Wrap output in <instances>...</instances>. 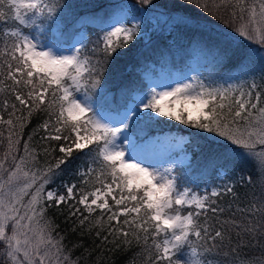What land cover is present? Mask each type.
<instances>
[{
	"label": "snow or ice",
	"instance_id": "6c2138e0",
	"mask_svg": "<svg viewBox=\"0 0 264 264\" xmlns=\"http://www.w3.org/2000/svg\"><path fill=\"white\" fill-rule=\"evenodd\" d=\"M5 3L6 0H0V6ZM141 3L148 4L151 0H141ZM7 5L15 8L13 19L18 25L29 29L39 28L41 33L46 31L48 21H54L59 7L58 0H7ZM21 9L26 11L22 14ZM259 9L260 23L264 24V3L259 4ZM29 12L33 13L30 17ZM251 16L253 20L257 18L255 7L251 9ZM42 18L45 23H38ZM5 19V11L0 9V21ZM131 24L130 20L126 22L120 15L113 16L111 22L101 29L103 35L91 49V53L95 54L93 58L85 54L88 47L85 36L77 41L79 47L70 45L64 48L54 39L48 50H38L37 43L17 26L10 31L15 42L11 49L3 53L15 61V66L7 63V78L14 85H20L22 81L32 85L26 97L17 92L15 100L29 108V116L33 105L44 106L49 116L40 125L46 133L45 139L70 141L59 146V152L65 157L72 156L74 151L88 149L86 155L100 166L96 179L101 187L92 192H82L78 203L88 214L97 209L110 213L107 215L110 235L115 237L119 234L125 242H128L130 235L137 241L143 240L149 253V264H160V261L180 264L170 253L183 245L191 247L187 264H214L213 261H204L198 247L203 248L204 252H211L217 246V241L225 240L224 230L208 225L206 218L203 223L198 218L208 211L223 213L225 209L213 198L224 193L213 189L210 195L198 196L190 195L188 188L179 191L177 182L191 166L187 156H169L166 167L146 164V161L157 159L153 148L163 141L158 137L153 138L147 131V125L140 127V122L152 121L154 117L168 118L216 133L233 145L240 146L257 161L258 179L264 181V104L261 103V92L256 91L253 95L257 89L255 82L245 91L231 84L226 87L205 84L198 77H193L164 86L159 91L158 86L152 87L135 97L131 96V90L125 89H118L112 94L101 84L105 64L111 52L136 38L138 26H128ZM55 31L59 34V29ZM237 31L249 40L258 39L264 43V29L259 26L250 30L248 25L241 24ZM57 46L59 50L54 51ZM74 93H80V96ZM113 112L117 115H111ZM148 113L152 115L148 116ZM7 123L12 124V121L8 120ZM20 127H24L23 123ZM133 134L136 139H133ZM17 145L18 139L14 141L9 137V153L6 156L18 151ZM93 145L95 148H92ZM23 152L21 157L12 155L11 164L15 171H6L5 161L0 160V172L8 175L6 194L3 191L5 184H0V241L5 245V253L12 264H71L69 258L63 255L59 242L52 239L51 223L44 220L48 203L60 207L68 200L75 199V185L68 186L66 194L53 190L45 192V186L57 175L56 169H60L66 160L62 157L39 175H29L24 167L36 157L27 143L23 145ZM93 171L92 168L88 169L89 174ZM105 176L110 178V182L103 179ZM22 178L21 184L19 181ZM225 192L239 198L232 186L226 185ZM25 196H30L26 205L23 201ZM109 198L118 210H113ZM253 201L248 208L237 209L244 213L242 223L235 220L221 222L260 240V258L241 264H264V193L259 198L253 197ZM19 206L24 207L23 215ZM184 208L193 211L182 215L180 210ZM78 214L79 224L83 226L88 216L83 215L78 207L71 211L73 217ZM102 220L101 216L95 223L102 226ZM113 221L116 227H112ZM124 225L128 226L129 231L124 230ZM169 227L172 228L171 232L168 231ZM162 231L165 233L162 244L153 242L149 248V237H158ZM167 233H171V236ZM193 236L195 240L191 239ZM209 243L211 247H208ZM154 253L158 254V258Z\"/></svg>",
	"mask_w": 264,
	"mask_h": 264
},
{
	"label": "trees",
	"instance_id": "16d2710c",
	"mask_svg": "<svg viewBox=\"0 0 264 264\" xmlns=\"http://www.w3.org/2000/svg\"><path fill=\"white\" fill-rule=\"evenodd\" d=\"M121 1L146 11L176 15L184 21L173 24L168 34L162 32L148 43L144 44L141 38H135L126 46H120L111 52L110 58L105 64L101 84L111 87L112 94H115L118 89L131 90V96L133 93L142 92L146 87L143 74L150 71L151 66L163 65L167 52L170 54L176 50L180 53H189L191 50H196L204 55H215L220 60V68L228 71L232 68L254 65V60L250 58L251 50L264 49V43L258 39L249 40L237 31V28L243 23L241 16L245 14V10L247 11L252 6H246L247 0H238L239 2L237 0H151V3L148 4H142L141 0ZM115 3L119 4L118 0H58L59 7L55 17L57 22L48 21L46 29L49 30L40 36L44 41L53 42L55 39L59 41V44L70 45L74 38L84 30L90 42L85 54L93 58L95 54L91 53V49L96 44L91 41L96 38L94 36L99 30L92 25L100 20L108 22L115 12L114 9L117 5ZM0 9L4 10L6 14L5 21H0V116L3 117V120L0 121V160L5 161V170L15 171L11 164L12 155L23 156L25 143L29 145L30 151L36 157L32 161L38 165L36 175H39L42 170H46L48 166H54L60 158H65L66 163L61 165L60 169H56L57 175L53 177L45 191L58 189L62 194H65L68 186L75 185V199L68 200L60 207L48 203L44 217V220L51 223L52 239L54 242H59L63 255L69 258L71 264H149V253L144 247L143 240L137 241L130 235L127 238L128 242H125L119 234L115 237L110 235L107 223V215L110 213L101 212L98 209L96 212L88 214L78 203V193L92 192L95 188L101 187L96 179L100 174V166L86 155L89 150L74 151L72 156L65 157L63 153L59 152V146L66 145L70 141H54L44 138L46 133L40 125L49 119L44 106L33 105L29 116V108L20 105L19 101L15 100L17 92L26 97L32 85H27L23 81L20 85H14L13 81L7 78L9 71L7 63L10 62L15 66V61L3 54L6 50L11 49L15 42V38L9 34V31L15 30L19 26L26 34L37 35V33L14 21L12 8L7 5V0L5 5L0 6ZM259 11L260 9L257 10L255 20L247 21L250 30L257 26L264 29V24L260 23ZM59 21H61V25L56 37L51 33L54 31V25ZM44 23L42 18L41 24ZM12 105L15 107L13 108ZM8 120H11L12 124H8ZM21 123L24 125L22 129ZM148 130L151 136L174 133L187 138L185 152L190 157L191 166L185 173L196 177L193 182L199 185L205 184L212 179L211 176H215L212 174H216L217 171L232 176L228 178V183L239 198H233L231 194L224 192L225 194L219 196L216 202L225 211L215 214L208 211L198 218L201 223L206 218L208 225L217 229L222 228L225 233V240L217 241V246L211 252H204L203 248L198 247V252L204 261H213L214 264H241V262H247L253 258L259 259L261 256L259 238L244 235L240 229L232 228L229 224H221L225 220L242 223L244 213L237 209L248 208L254 203L253 197L259 198L262 195L258 172L249 163L251 160L239 157L226 146L207 139L208 135H203L205 130L181 124L179 121L158 117L149 122ZM9 137L14 141L18 139L19 150L6 156L9 153ZM92 148L95 146L93 145ZM16 162L19 163V159ZM90 168L94 171L89 174L88 169ZM238 174H243V176L239 178ZM182 177L183 174H181ZM7 179L8 175L5 172H0V181L3 184ZM103 179L110 182V178L106 176ZM246 179L249 182H246ZM5 186L8 185L5 184ZM109 204L114 211L118 210L111 199H109ZM76 207L81 209L83 215L88 216V221L83 226L79 224V214L76 217L71 215V211ZM101 216L103 217L102 226L95 223ZM248 218L250 219V217ZM122 221L123 217H121V224ZM116 226V222L113 221L112 227ZM123 227L125 231H129L127 225ZM10 228L11 225L9 230ZM105 236L108 237L107 240L104 239ZM164 238L165 233H161L158 237L150 236L148 247L151 248L153 242L162 244ZM191 239L195 240V237L193 236ZM4 246V243L0 241V264H11ZM208 247H211V243ZM190 250L189 245H183L178 249L176 258ZM224 253H228V255L225 256ZM154 255L158 258V254L154 253ZM166 263V261H160V264Z\"/></svg>",
	"mask_w": 264,
	"mask_h": 264
},
{
	"label": "rangeland",
	"instance_id": "374dc122",
	"mask_svg": "<svg viewBox=\"0 0 264 264\" xmlns=\"http://www.w3.org/2000/svg\"><path fill=\"white\" fill-rule=\"evenodd\" d=\"M118 2L119 4L115 3L117 4L114 9L115 12L111 15V17L109 18L110 20L108 22H103L100 20V21H96L95 24L92 25L98 28L99 31L94 36L96 38H93V41L90 40L91 43L96 44V41L103 35V32L101 31V29L104 27L105 24L111 22L112 17L115 15H120L122 18L125 19L126 22L130 20L132 22L131 25H128L130 27L134 25L138 26L136 38H141L144 44L150 42L152 38L156 37L162 32H164V34H168L173 24H178L184 21L181 17H178L176 15H171V14H166V13L163 14L160 12H150L142 8H139L137 6H134L133 4H130L128 2H123L121 0H118ZM260 3H264V0H247L246 6L247 7L250 5L252 6L247 11L245 10V14L241 16L243 19L242 24L247 25V21L251 22V20H253L251 16V9L255 7L257 11L259 9ZM13 10L15 14L14 7H13ZM25 11L26 10L21 9L22 14ZM32 14L33 13L29 12L28 16L30 17ZM41 20L38 23H41ZM56 22H57V19L55 18L54 23ZM60 25H61V21H59L56 25H54V31L53 33H51L53 36H56V37L58 36L55 30L59 29ZM30 29L35 31L37 35H32L30 33L26 34L25 32L24 34L28 35L31 39H33L35 43H37L38 50H48V46L52 45L53 42L44 41L42 37L40 36L41 34L47 31L41 33L39 28L33 27ZM46 30H49V29H46ZM84 33L80 32L79 35L75 37V39L73 40V43L70 45H75L76 47H79V44L77 43V41L81 38V36H85ZM85 43H87V45L90 44L89 40H86ZM60 45H63L64 48H68L70 46V45H64V44H60ZM41 46L43 47L41 48ZM53 50L58 51L59 46H57ZM251 51H252V54L250 58L254 60V65H247L241 68L240 67L232 68L228 71H224L220 68V60L215 55L214 56L204 55V54L199 53L196 50H191L189 53H185V52L180 53L179 51H176V50L170 54L169 52H167L168 54H166L164 57L163 65L157 68L154 66H151L150 68L151 70L146 71L143 74L146 87L144 88L142 92L133 93L132 97H135L137 95H143L145 92L149 91L152 87L158 86L157 91H159L164 86L173 85L175 82L191 80V78L193 77H198L205 84L211 83L213 86H217V87L219 86L226 87L229 84H231L234 87L242 88L245 91L248 90V87L251 83L255 82L257 85V89L254 90L253 95H255L256 91L261 92V96H262L261 103L264 104V49H252ZM103 87L107 90H110L111 88V87H105V86ZM74 94L77 96H80V93H74ZM129 103H131V100ZM111 115L115 116L117 115V113L113 112L111 113ZM147 115L151 116L152 114L148 113ZM156 118L158 117H154L153 120ZM149 122L150 121H147V120L141 121L140 127H145L147 125V131L149 132L148 130ZM130 128H131V123H130ZM206 132H204L203 135L204 136L208 135L207 139L211 140L212 142L216 144L226 146L229 150H231L232 152H235V154H237L239 157L251 160L249 163L252 165L253 168H256L258 172L257 161H254V159L251 156H249L244 149H242L238 145H233L230 141H227L223 137H219L216 133H209V132L206 133ZM152 137L153 138L158 137L163 142L156 144L153 148V152L156 154L157 159L146 161V164H154L157 167L163 165L166 167L168 166L167 159L169 158V156H171V158H176L177 156L183 158L187 156L190 161L189 155L185 152V145L187 144L186 137L179 136L174 133L154 135ZM133 139H136L135 134H133ZM257 150H259V146ZM37 170H38V165L32 161H29L24 167V171L29 172V175L35 174ZM212 175H215V176H211L212 179H210L207 183L199 185L198 183L193 182L196 179L195 176H191L189 175V173H183V177L180 178L177 182L178 190L183 191L184 188H188L190 195L195 194L198 196L199 195H210L213 189H217L218 191L224 193L225 186L227 185V182L229 180L228 178L232 176H227L221 171H217L216 174H212ZM238 176L239 178H241L243 174H238ZM246 180H247L246 182H249L248 179ZM258 181L260 182V185L262 186L261 193H264V187H263L264 181H262L261 179H259ZM19 183L21 184L23 183V178L19 181ZM0 184H3V182L0 181ZM48 185H46L45 188ZM52 190L56 191L58 194H62V192L58 189H52ZM3 191L6 194L8 192V186H5ZM31 191L32 190H30V192ZM65 194H66V190H65ZM73 195L76 196L75 190H74ZM80 195L81 193L77 194V200L79 199ZM29 198L30 196L23 197V201L25 205ZM213 199L216 200L218 199V197L213 198ZM80 206L83 207L82 205ZM187 210H192V209H187V208L181 209L180 210L181 214L186 215L188 212ZM19 211H20V214L23 215L24 207L19 206ZM9 233H10V230H9ZM166 235L170 237L171 233H167ZM177 251L178 250H173V252H171L170 255L173 257L174 260L178 259L180 261V264H187L188 257L191 256V250L188 251L186 254L182 255L181 257L175 258Z\"/></svg>",
	"mask_w": 264,
	"mask_h": 264
},
{
	"label": "clouds",
	"instance_id": "9594fccd",
	"mask_svg": "<svg viewBox=\"0 0 264 264\" xmlns=\"http://www.w3.org/2000/svg\"><path fill=\"white\" fill-rule=\"evenodd\" d=\"M168 231H169V232H171V231H172V228H171V227H169V228H168ZM162 233H163V231H162Z\"/></svg>",
	"mask_w": 264,
	"mask_h": 264
}]
</instances>
